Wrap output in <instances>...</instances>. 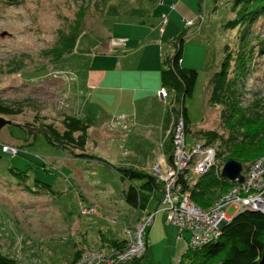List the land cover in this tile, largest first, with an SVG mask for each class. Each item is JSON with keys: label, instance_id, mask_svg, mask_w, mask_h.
Wrapping results in <instances>:
<instances>
[{"label": "rangeland", "instance_id": "374dc122", "mask_svg": "<svg viewBox=\"0 0 264 264\" xmlns=\"http://www.w3.org/2000/svg\"><path fill=\"white\" fill-rule=\"evenodd\" d=\"M176 5V13L170 15L168 0H0V104L14 111L0 114L13 122L0 129V251L4 255L18 264H64L83 235L94 241L99 230L109 236L117 227L121 236L124 221L132 215L135 221L142 216L124 201L123 191L130 181L123 180L115 169L127 167L146 154L148 147L140 142L133 150L125 149L127 137L121 142L118 126L109 129L114 132L110 135L90 127L84 150L75 143L49 139L40 129L51 124L63 132L66 118L93 113L82 96L88 54L98 51L92 45L101 41L103 25L111 26L114 18L136 20L159 32L166 14V26L184 39L183 68L197 71L192 93L183 100L190 121V131L185 133L189 146L197 139L206 141L195 132L200 128L223 139L231 135L221 117L224 107L207 105V82L220 70L225 55L230 56L231 79L236 76L237 60L246 58L245 69L238 75V106L247 116L258 114L264 120V8L252 14L260 7L253 0H180ZM190 18L193 25H186ZM229 21L233 28L227 27ZM76 22L82 32L75 50L56 59L54 50L62 34L73 30ZM172 40L165 35L164 56L168 48L175 50L169 44ZM237 130L242 134L245 128ZM209 145L217 152L210 176L220 179L230 152L219 139ZM3 146L17 147L19 152L12 154ZM172 150L169 141L168 156ZM198 180L193 177L190 183ZM224 192L223 187H213L204 198L211 204ZM79 193L102 208L94 203L93 215L82 214ZM237 212L234 206L226 208L230 218ZM110 218L116 223L111 224ZM154 221L148 227V250L140 261L178 264L191 235L184 232V238L175 241L178 229L166 223L160 209ZM74 225H78L76 233L70 230Z\"/></svg>", "mask_w": 264, "mask_h": 264}, {"label": "crops", "instance_id": "0c3cea01", "mask_svg": "<svg viewBox=\"0 0 264 264\" xmlns=\"http://www.w3.org/2000/svg\"><path fill=\"white\" fill-rule=\"evenodd\" d=\"M177 1L180 2V0H168L170 15L176 13L173 9L176 11ZM184 13H186L185 8ZM114 19L115 21L111 26L109 24L103 25L102 34L104 36L101 41L92 45V49H98V51L91 52L88 54L89 58L87 57L89 63L87 62L83 79V85L86 89L83 91L82 96L86 99V103L92 107L93 113L83 117L78 116L81 121L89 126L84 148L87 145L90 127L93 126L92 128H97L98 131L107 132L110 135L114 132L109 129L118 126V136L122 137L121 142L127 137L123 143L125 149L133 150L135 145L140 142L149 149L146 154L143 153L141 157L134 159L135 161L129 162L126 166L143 172H151V167L154 164H166L172 154L168 156L166 152L169 141L172 144L169 131L175 114L173 111L171 114L169 106L163 104L176 101L177 97L173 91H169L166 98L168 99L170 96V99L164 102L158 96V91L165 85L163 79V71L166 69L165 60L172 57L175 52L172 48H168V53L165 56L162 54L164 37L167 35L169 40L173 39L169 44L174 45L176 33H174L173 27L166 26L169 19L166 20L165 26L159 27V32L155 28H147L145 23L139 24L136 20L127 19L122 21L121 19ZM188 20L194 19L190 18ZM183 63L184 60L181 54L179 62L181 68H183ZM83 107L86 108V105ZM88 117L90 118L87 119ZM92 118H96L93 124L90 122ZM125 131H128V134ZM132 136L137 138L132 139ZM79 196V204L84 205L82 210L93 208L92 213L94 214L95 204L102 208L100 203L90 202L86 195L79 193ZM157 198L158 196L154 192L153 199ZM161 208H163V205L159 200L153 202L150 210L135 209V211H140L142 216L135 221V217L132 215L129 221H124L120 225L123 234L121 236L117 227L113 228L114 231H111L109 236L99 230L94 235V241L86 239L85 235L82 234V242L78 243V241L74 244L73 255L64 264L72 262L77 251L82 253L89 249L107 248L115 246V243H121L125 239L124 228L130 224V221L136 223L146 213ZM162 213L163 218H165L166 213L163 211ZM102 217L105 218V214ZM111 218L109 222L115 224L116 220L113 223ZM154 222L151 226L154 225ZM166 223H168L167 220ZM74 226L70 230L76 233L78 225ZM176 227L178 230L174 240L178 241L184 238V232L187 231H182L181 236H179V228ZM150 231L148 232L147 229L144 253L147 252L150 243L148 239ZM164 238L167 239V236L164 235ZM141 261H139V264H142Z\"/></svg>", "mask_w": 264, "mask_h": 264}, {"label": "trees", "instance_id": "16d2710c", "mask_svg": "<svg viewBox=\"0 0 264 264\" xmlns=\"http://www.w3.org/2000/svg\"><path fill=\"white\" fill-rule=\"evenodd\" d=\"M111 1V0H105ZM253 4L258 7L252 14L257 15L262 12L259 8H264V0H253ZM228 28H233V22L229 21ZM80 23L76 22L75 27L67 34H62L58 46L55 48L56 59L71 53L76 46L77 40L81 35ZM183 38L176 36L174 43V55L165 60L166 69L163 71V87L173 91L176 95V101L173 105L175 116L182 115L184 120L185 132L190 131V121L187 111L183 106V100L186 95H190L197 80V71L194 69H184L179 65L181 59ZM246 58L243 56L237 60L235 78L228 77L230 67V56L225 55L221 62L220 70L210 76L207 82L208 99L207 105H221L224 108L221 117L225 120L231 135L223 139L216 132L211 130H196V134L202 136L206 141V146L219 139L230 152V157L239 161L244 166L243 174L246 173L250 165L264 155V120L261 121L260 115L255 117L247 116L248 113L238 106L239 94L237 87L238 75L243 73ZM172 64V69L169 68ZM14 111L9 106L0 104V114L10 115ZM88 125L76 118L74 115L66 118L63 132H58L51 124L40 127L42 131L50 138L63 140L68 144H77V147L84 150ZM238 127L245 128L240 134ZM242 137V138H240ZM244 137V138H243ZM248 140V142H247ZM171 157H169L170 160ZM123 180L130 181L128 187L123 191L124 201L134 209L150 210L153 202L161 201L159 185L155 182L150 173L143 172L133 167H123L115 169ZM211 169L198 177V182L187 183L191 190L192 200L201 208L210 206L209 200L204 198L208 191L213 187H223L224 191L234 183L223 178L211 177ZM184 184V182H183ZM185 185V184H184ZM156 192L157 199H153V193ZM223 194V193H222ZM221 194V195H222ZM209 204V205H208ZM115 243V246L122 245ZM264 242V214L259 211L244 209L238 211L234 217L223 227L222 234L217 241L210 242L200 248H187L182 253L178 264H258L263 249ZM80 255L77 251L74 254L73 261ZM0 264H18L14 259L4 255L0 251ZM133 264H139V261Z\"/></svg>", "mask_w": 264, "mask_h": 264}, {"label": "built area", "instance_id": "2783aa9c", "mask_svg": "<svg viewBox=\"0 0 264 264\" xmlns=\"http://www.w3.org/2000/svg\"><path fill=\"white\" fill-rule=\"evenodd\" d=\"M162 16L163 25L167 17L165 14ZM185 24L193 25V21L187 20ZM168 67L172 69L173 66L170 64ZM168 94L169 90L165 87L158 91V96L164 102ZM174 104V101L169 104L170 113ZM169 132L173 145L171 158L164 165L154 164L150 174L159 185L163 205L160 210L165 211L168 223L179 227V236L182 231L190 233L189 248L197 249L219 239L223 227L231 220L226 214V208L230 206H234L237 211L250 209L264 214V155L254 160L245 174L242 173V182L233 181L228 190L210 206L201 208L192 200L187 183L213 168L217 152L200 139L188 145L181 114L174 117ZM3 150L12 154L19 152L17 147L12 146H3ZM92 212L93 208L82 210L83 214ZM157 212L158 209L146 213L136 223L130 221L124 228L122 245L86 250L72 264H133L140 261L146 249L147 229Z\"/></svg>", "mask_w": 264, "mask_h": 264}, {"label": "water", "instance_id": "95a60500", "mask_svg": "<svg viewBox=\"0 0 264 264\" xmlns=\"http://www.w3.org/2000/svg\"><path fill=\"white\" fill-rule=\"evenodd\" d=\"M4 1L15 2L19 0H4ZM1 35L3 36L5 35V33H2ZM12 123L13 122L11 120L5 119L4 117L0 116V129L5 125ZM242 170H243V166L239 161L232 158H228L222 165L220 175L223 179L229 181L238 180L239 182H242L244 179ZM258 264H264V242H263L262 255Z\"/></svg>", "mask_w": 264, "mask_h": 264}]
</instances>
